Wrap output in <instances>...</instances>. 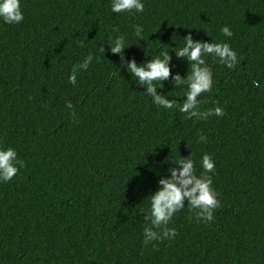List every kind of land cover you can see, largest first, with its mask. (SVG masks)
<instances>
[{
  "label": "trees",
  "instance_id": "16d2710c",
  "mask_svg": "<svg viewBox=\"0 0 264 264\" xmlns=\"http://www.w3.org/2000/svg\"><path fill=\"white\" fill-rule=\"evenodd\" d=\"M109 5L21 0L24 21H0V145L24 162L0 183V264H264V0H145L136 17ZM189 32L237 53L234 69L206 57L213 87L199 111L222 106L223 117L157 107L107 49L124 35L126 58L166 51L172 73L187 76L191 64L172 52ZM89 54L93 63L70 84ZM186 90L171 78L157 84L178 104ZM201 134L207 142L196 144ZM205 153L216 162L213 222H197L186 206L169 222L174 239L145 245L158 180L190 154L199 174Z\"/></svg>",
  "mask_w": 264,
  "mask_h": 264
},
{
  "label": "clouds",
  "instance_id": "9594fccd",
  "mask_svg": "<svg viewBox=\"0 0 264 264\" xmlns=\"http://www.w3.org/2000/svg\"><path fill=\"white\" fill-rule=\"evenodd\" d=\"M109 11L112 14L136 17L144 13L145 0H110ZM24 19L21 0H0V21L6 25H20ZM132 28L135 37L143 41V25L134 24ZM220 31L225 37L233 36V31L228 25H224ZM128 47L124 35L115 36L107 44L110 53L119 55L120 70H125L131 81L144 89L154 105L166 110L178 108V111L186 113L189 119L196 117L207 120L211 116L225 115L222 106H214L200 112L201 101L198 97L202 93L210 92L213 87V66L206 62V57L216 58L227 69H234L239 63L237 53L229 43L197 40L191 32L183 36L182 46L175 47L172 53L178 60L182 58L191 64V72L187 76L172 73V56L169 52L157 50L154 58L138 63L134 57L131 59L125 57L124 50ZM99 51L105 55V46H101ZM93 60L94 56L89 54L82 62L74 65L70 70L68 82L75 85L78 74L87 71ZM170 78L176 86L187 85L182 104L168 99L157 91V84ZM256 86L259 87V84L256 83ZM66 106L71 108V102ZM194 142L196 144L207 142V137L201 134ZM198 163L199 174L197 161L193 155L182 157L175 164L171 162L172 166L168 168L167 174L158 180V187L150 195V207L145 215V220L150 221V226L145 227L142 232L145 245L154 241L174 239L177 232L175 228L168 227L169 222L186 206L194 214L197 222H213L214 212L220 206L212 180L216 162L210 154L205 153ZM23 166L24 162L19 159L15 148L0 145V183L12 181Z\"/></svg>",
  "mask_w": 264,
  "mask_h": 264
}]
</instances>
